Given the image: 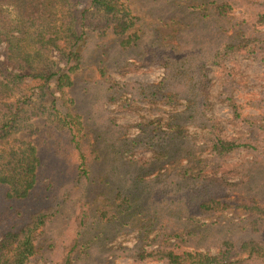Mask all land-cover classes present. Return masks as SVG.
Wrapping results in <instances>:
<instances>
[{
	"label": "rangeland",
	"instance_id": "1",
	"mask_svg": "<svg viewBox=\"0 0 264 264\" xmlns=\"http://www.w3.org/2000/svg\"><path fill=\"white\" fill-rule=\"evenodd\" d=\"M109 1V13L89 8L83 20L71 85L24 77L11 91L31 95L23 129L0 140V154L25 141L39 164L25 196L8 198L0 184V236L49 210L26 264L61 263L76 239L69 264H165L133 250L175 243L216 254L258 239L241 219L264 218V0ZM118 22L127 29H112ZM51 60L62 65L57 53ZM215 135L239 143L228 166L211 161ZM213 173L238 184L216 187ZM201 191L219 200L216 215L198 210Z\"/></svg>",
	"mask_w": 264,
	"mask_h": 264
},
{
	"label": "trees",
	"instance_id": "2",
	"mask_svg": "<svg viewBox=\"0 0 264 264\" xmlns=\"http://www.w3.org/2000/svg\"><path fill=\"white\" fill-rule=\"evenodd\" d=\"M109 2V0H85L87 6L78 9L73 7L76 3L73 0H0V47L3 48L0 51V140L8 137L11 132L23 129L20 113L31 93L23 100L20 97L13 98L11 91L18 80L24 77L37 78L42 81L41 86L53 83L58 91L71 85L70 74L83 67L84 62L81 45L85 33L83 20L89 8L101 7L109 13L112 10ZM111 28L122 32L127 29V26L123 22H118ZM235 49V44H229L225 46L224 51L228 53ZM55 53L63 66L51 60V56ZM203 69L204 65L201 64L198 83H202L205 78L201 71ZM56 104L54 100L53 109L56 108ZM229 105L234 116L237 117L239 106L231 99ZM66 118L67 115L64 114L63 123L65 124ZM71 141L75 142L74 136H71ZM77 145L76 143L75 147ZM237 147L240 146L236 140L215 135L211 149L214 158L211 161L221 164L218 166H228L223 165L225 157L230 150ZM2 153L0 154V184L5 186L6 196L8 198L25 196L36 181L39 159L35 148L28 142L19 141L18 146L10 147L9 151L3 150ZM84 164V160H79L77 168L83 167ZM234 166L237 170L240 165H232L231 168ZM81 169L79 172L86 174V169ZM187 172L193 173L195 170H187ZM208 179L216 187H233L238 184L227 181L225 174L222 177H216L213 173ZM204 191L198 195L197 208L201 212L208 211L209 214L214 215L216 208L220 205L219 200L214 196L205 195ZM218 209L223 210V207ZM243 210H247V207ZM48 211L44 209L32 213L24 224L0 236V264H26L29 257L36 251L38 229L46 224L52 215ZM86 214L88 212L85 211L84 216L77 220L81 227ZM242 214L248 215L241 220L246 221L250 232L259 234L258 239L241 241L237 247L231 245L216 254L198 250L178 252L175 250L177 245L175 243L172 244L173 247L158 244L149 249L136 246L137 249L133 250L137 253L136 260H159L165 264H246L251 261L264 264V218L255 212L250 215L246 212ZM0 223L3 224L2 218ZM77 244L76 239L63 261L57 264H69L70 254ZM240 254H246V257L232 260V257Z\"/></svg>",
	"mask_w": 264,
	"mask_h": 264
}]
</instances>
